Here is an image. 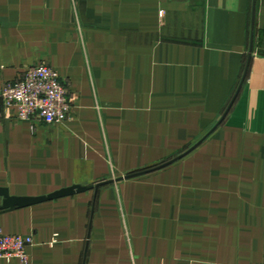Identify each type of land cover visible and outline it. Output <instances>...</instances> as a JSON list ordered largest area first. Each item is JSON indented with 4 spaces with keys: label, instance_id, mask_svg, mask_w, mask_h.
Instances as JSON below:
<instances>
[{
    "label": "crops",
    "instance_id": "0c3cea01",
    "mask_svg": "<svg viewBox=\"0 0 264 264\" xmlns=\"http://www.w3.org/2000/svg\"><path fill=\"white\" fill-rule=\"evenodd\" d=\"M41 62L73 105L0 98V228L33 239L0 264H264V0H0V90Z\"/></svg>",
    "mask_w": 264,
    "mask_h": 264
},
{
    "label": "built area",
    "instance_id": "2783aa9c",
    "mask_svg": "<svg viewBox=\"0 0 264 264\" xmlns=\"http://www.w3.org/2000/svg\"><path fill=\"white\" fill-rule=\"evenodd\" d=\"M5 109L19 120L62 124L70 117L73 100L53 66L41 62L27 66L22 79L6 83L0 90ZM31 236L8 234L0 228V259L18 258L27 263Z\"/></svg>",
    "mask_w": 264,
    "mask_h": 264
},
{
    "label": "water",
    "instance_id": "95a60500",
    "mask_svg": "<svg viewBox=\"0 0 264 264\" xmlns=\"http://www.w3.org/2000/svg\"><path fill=\"white\" fill-rule=\"evenodd\" d=\"M251 58H252V50L250 51L249 61H248V64H247L243 79H242L241 84L239 86V89H238L236 95L234 96L229 108L225 112L223 118L225 117V115L229 111L231 105L233 104L235 98L237 97V95H238V93H239V91L241 89V86H242V84H243V82H244V80L246 78V75H247V72H248V69H249V66H250ZM218 125L219 124H217L212 130H210V132L207 134V136L210 133H212L216 129V127ZM204 139H202L197 145H199ZM196 146H194V147H196ZM194 147H192L188 152L193 150ZM188 152H186L185 154H182V155L178 156L177 158H174V159H172V160H170L168 162H165L163 164H160L158 166L150 168L148 170H145V171H142V172H135V173H132V174H127V175L122 176L120 178H117L115 180H105V181L99 182L98 184H96L94 186V188L97 190L101 185H104V184H107V183L118 182V181H121V180H124V179L134 178V177H137V176H139L141 174H144V173H147V172H150V171H153V170L164 168V167L176 162L177 160L182 158L184 155H186ZM88 189H89V187L77 184V185H73V186H71L69 188H64L62 190L56 191V192H54V193H52V194H50L48 196H43V197H39V198H13V199H11V198L8 197V195L6 193L5 194L6 200H5L4 204H3V206L1 207V209H12V208H15V207H24V206L32 205V204L39 203V202H42V201H47V200H51V199H57V198H60V197L73 195L75 193L85 192Z\"/></svg>",
    "mask_w": 264,
    "mask_h": 264
}]
</instances>
